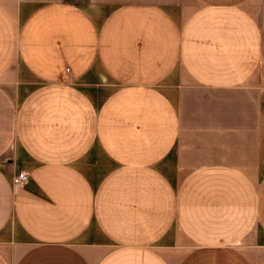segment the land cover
I'll return each mask as SVG.
<instances>
[{
  "label": "crops",
  "instance_id": "crops-1",
  "mask_svg": "<svg viewBox=\"0 0 264 264\" xmlns=\"http://www.w3.org/2000/svg\"><path fill=\"white\" fill-rule=\"evenodd\" d=\"M0 264H264V0H0Z\"/></svg>",
  "mask_w": 264,
  "mask_h": 264
},
{
  "label": "built area",
  "instance_id": "built-area-1",
  "mask_svg": "<svg viewBox=\"0 0 264 264\" xmlns=\"http://www.w3.org/2000/svg\"><path fill=\"white\" fill-rule=\"evenodd\" d=\"M27 178L28 174L25 171L17 172L12 176L14 184L25 183L27 181Z\"/></svg>",
  "mask_w": 264,
  "mask_h": 264
}]
</instances>
